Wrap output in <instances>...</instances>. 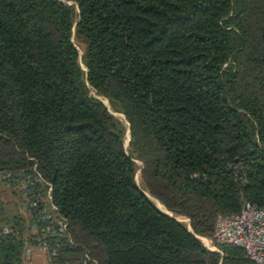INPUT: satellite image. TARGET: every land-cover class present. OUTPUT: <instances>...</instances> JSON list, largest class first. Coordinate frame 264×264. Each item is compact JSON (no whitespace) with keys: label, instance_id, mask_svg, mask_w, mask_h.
Wrapping results in <instances>:
<instances>
[{"label":"trees","instance_id":"16d2710c","mask_svg":"<svg viewBox=\"0 0 264 264\" xmlns=\"http://www.w3.org/2000/svg\"><path fill=\"white\" fill-rule=\"evenodd\" d=\"M33 166L62 261L253 264L213 231L264 208V0H0V170ZM21 222L0 264H21Z\"/></svg>","mask_w":264,"mask_h":264},{"label":"built area","instance_id":"2783aa9c","mask_svg":"<svg viewBox=\"0 0 264 264\" xmlns=\"http://www.w3.org/2000/svg\"><path fill=\"white\" fill-rule=\"evenodd\" d=\"M0 186L15 189L21 195V207L29 214L28 239L24 255H42L44 264H74L62 261L60 251L72 246L68 221L52 201V185L36 166L19 170H0ZM1 200V194H0ZM12 225L0 224V237L13 232ZM213 240L244 250L253 264H264V208L245 202L238 213H219L215 219ZM212 249L218 250L215 246ZM78 264H98L88 251Z\"/></svg>","mask_w":264,"mask_h":264},{"label":"rangeland","instance_id":"374dc122","mask_svg":"<svg viewBox=\"0 0 264 264\" xmlns=\"http://www.w3.org/2000/svg\"><path fill=\"white\" fill-rule=\"evenodd\" d=\"M71 3L72 2H68V4H71ZM72 40H73L74 44L76 45V48H77L78 53H79V61H80L81 65L83 66L82 55L84 53L85 45H84L83 41H81L80 39H78L76 37L74 31H73V35H72ZM90 94L92 96H95V97L102 99L104 101L105 105L108 107V109L113 113V115L126 126L127 123H126V120H125L123 114H121L117 111H114V109L111 107V105L109 104V102L106 98H103L101 96H97L93 89H90ZM128 140H129V134L127 131L126 132V139H125V147L126 148H128ZM136 164L139 167L141 166L140 162H138V161L136 162ZM135 179H136L137 184L140 187H143L141 177H140V168L137 169ZM0 194H1L0 224L12 225L13 219L18 217L22 221L21 222L22 228H24V231H26L25 235L28 236L29 233L33 234V231L31 229L29 231L30 216L21 207V195L19 194V192L16 191L15 189L10 188V187L0 186ZM152 200L155 201V199H152ZM154 203H156V205H158L159 207L163 208L159 203H157V202H154ZM177 219L188 224V220L186 218L177 217ZM204 244H205V242H204ZM205 245L210 247L209 249L215 250V249L211 248L213 246L211 245L210 241L207 240V244H205ZM21 264H23L22 261H21ZM34 264H40V260L38 258H34Z\"/></svg>","mask_w":264,"mask_h":264},{"label":"crops","instance_id":"0c3cea01","mask_svg":"<svg viewBox=\"0 0 264 264\" xmlns=\"http://www.w3.org/2000/svg\"><path fill=\"white\" fill-rule=\"evenodd\" d=\"M199 238H200V240L204 243L202 237L199 236ZM204 239H206V238H204ZM207 247H208V246H207ZM208 248H210V247H208ZM23 251H24V250H23ZM34 258H38V259L40 260V264H44V263H45V262H44V257H43L42 255H39V254H37V255H33L31 258L27 259V258L25 257V255H24V252H23V256H22V262H23V264H34ZM24 261H25L26 263H25Z\"/></svg>","mask_w":264,"mask_h":264},{"label":"water","instance_id":"95a60500","mask_svg":"<svg viewBox=\"0 0 264 264\" xmlns=\"http://www.w3.org/2000/svg\"><path fill=\"white\" fill-rule=\"evenodd\" d=\"M153 202H155V201H153ZM156 204V203H155ZM157 206V205H156ZM158 207V206H157ZM159 209H161L160 207H158ZM164 212H166L165 210H163ZM167 214L169 215V216H172L170 213H168L167 212ZM189 230H190V227H189ZM205 245V244H204ZM206 246V245H205ZM207 247V246H206Z\"/></svg>","mask_w":264,"mask_h":264},{"label":"bare ground","instance_id":"6f19581e","mask_svg":"<svg viewBox=\"0 0 264 264\" xmlns=\"http://www.w3.org/2000/svg\"><path fill=\"white\" fill-rule=\"evenodd\" d=\"M203 239V241L205 242V244H207V239H204V238H202Z\"/></svg>","mask_w":264,"mask_h":264}]
</instances>
